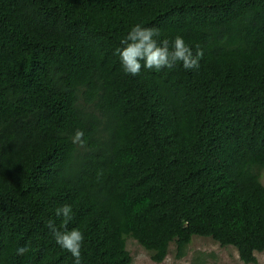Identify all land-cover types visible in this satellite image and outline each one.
Returning <instances> with one entry per match:
<instances>
[{"label":"trees","instance_id":"1","mask_svg":"<svg viewBox=\"0 0 264 264\" xmlns=\"http://www.w3.org/2000/svg\"><path fill=\"white\" fill-rule=\"evenodd\" d=\"M136 24L199 68L126 74ZM263 169L264 0H0V264H74L49 220L83 232L82 264H132L129 238L180 260L194 237L257 264Z\"/></svg>","mask_w":264,"mask_h":264},{"label":"clouds","instance_id":"2","mask_svg":"<svg viewBox=\"0 0 264 264\" xmlns=\"http://www.w3.org/2000/svg\"><path fill=\"white\" fill-rule=\"evenodd\" d=\"M121 44L123 47L118 48L116 53L120 57L124 72L133 76L140 74L142 68L159 72L165 68H173L178 63H182L183 68L187 70L198 69L199 61L204 56L200 48H197L194 54L183 37L176 36L171 42L168 39L161 40L159 30L143 27L141 24L133 26L121 40ZM83 136L84 132L77 130L74 142H82ZM72 212L70 205L56 209L57 217H63L65 222L71 220ZM46 226L55 242L74 257V264H82L81 249L85 239L83 232L79 229L61 231L52 220L47 221ZM27 250L26 247H21L18 254H24Z\"/></svg>","mask_w":264,"mask_h":264},{"label":"rangeland","instance_id":"3","mask_svg":"<svg viewBox=\"0 0 264 264\" xmlns=\"http://www.w3.org/2000/svg\"><path fill=\"white\" fill-rule=\"evenodd\" d=\"M260 180L264 185V169L260 172ZM132 264H157L152 261L150 254L136 240H127ZM176 248L170 245L169 254L161 264H244L232 247L222 248L209 238L194 237L187 255L183 259H176ZM258 263L264 264V253L257 254Z\"/></svg>","mask_w":264,"mask_h":264}]
</instances>
